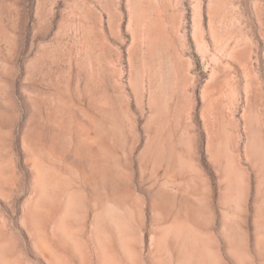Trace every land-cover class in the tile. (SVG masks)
I'll list each match as a JSON object with an SVG mask.
<instances>
[{"label": "rangeland", "instance_id": "374dc122", "mask_svg": "<svg viewBox=\"0 0 264 264\" xmlns=\"http://www.w3.org/2000/svg\"><path fill=\"white\" fill-rule=\"evenodd\" d=\"M0 264H264V0H0Z\"/></svg>", "mask_w": 264, "mask_h": 264}, {"label": "bare ground", "instance_id": "6f19581e", "mask_svg": "<svg viewBox=\"0 0 264 264\" xmlns=\"http://www.w3.org/2000/svg\"><path fill=\"white\" fill-rule=\"evenodd\" d=\"M197 26V25H196ZM201 28V27H200ZM199 29V28H198ZM197 31V30H196ZM145 34V33H144ZM149 35V34H148ZM202 35V34H201ZM204 36V35H203ZM135 37H136V35H135ZM146 37V36H145ZM203 38V37H202ZM136 39V38H135ZM137 40V39H136ZM199 40V39H198ZM202 41V40H201ZM200 42V41H199ZM201 43V42H200ZM200 45V44H199ZM202 45V44H201ZM203 47V46H202ZM206 47V46H205ZM202 49V48H201ZM203 50H204V48H203ZM203 50H201L202 52H203ZM208 50V48H206V51ZM205 51V52H206ZM201 54V53H200ZM203 56V55H202ZM203 58H205V57H203Z\"/></svg>", "mask_w": 264, "mask_h": 264}]
</instances>
